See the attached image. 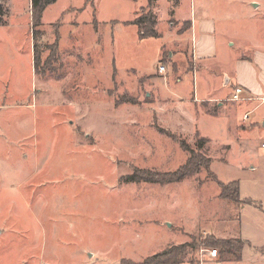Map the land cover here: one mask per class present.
Segmentation results:
<instances>
[{
	"label": "rangeland",
	"instance_id": "obj_1",
	"mask_svg": "<svg viewBox=\"0 0 264 264\" xmlns=\"http://www.w3.org/2000/svg\"><path fill=\"white\" fill-rule=\"evenodd\" d=\"M132 1L100 4L106 18L125 20ZM173 1L158 0L163 37L146 41L127 22L41 26L33 40L26 0L10 2L0 25V264H139L183 242L195 245L188 261L198 264L211 258L213 248L201 245L208 232L229 235L215 214L229 228L238 222V204L225 211L235 204L217 199L219 183L237 181L264 200V126L242 132L226 117L198 114L238 111L219 66L252 55L238 42L259 38L264 0ZM203 12L220 16L221 28L232 16L235 34L230 43L217 36L219 56L207 65L174 35L188 30L176 18ZM214 84L224 99L196 101L199 87L202 95ZM202 137L215 178L203 170L180 183L125 182L136 171H177L189 157L181 141L195 149ZM241 219L258 222L250 213ZM259 254L251 258L264 260Z\"/></svg>",
	"mask_w": 264,
	"mask_h": 264
},
{
	"label": "crops",
	"instance_id": "obj_2",
	"mask_svg": "<svg viewBox=\"0 0 264 264\" xmlns=\"http://www.w3.org/2000/svg\"><path fill=\"white\" fill-rule=\"evenodd\" d=\"M8 2H9L8 4L9 15L7 18L9 19L11 15L10 2H12V0H9ZM26 2H27L26 6L28 7V13L30 14L31 17L32 0H26ZM132 2L133 3L130 4L133 12L130 15V17L125 20H120L117 19L116 17L113 18L111 16L106 18V16H104L103 6L102 4H100V0H57L53 5L47 7L43 12L44 15L42 18L41 26L55 27V25L70 26V25H85V24H100V23H115V22L130 23L138 16L141 9L147 7L149 3L148 0H146L145 3L140 2V0L132 1ZM157 3L158 0L156 3L153 4L152 9L154 15L157 17V22H158V16L156 12ZM137 4L139 5L136 7ZM111 7L109 6V8ZM196 9L195 11L197 12ZM201 12L202 10H199V13ZM219 17L220 16L218 17L209 16L208 13L203 12V17H196L195 15V17H191V18L175 19L179 22L188 24L187 31L179 30V32H177V34L174 35L178 40L181 38L185 39L182 45H185V47L189 46V48H191L192 54H194L193 58L197 60V62L200 64L205 63L207 65L208 63L210 64L214 62L218 58L219 56L218 53L219 39L217 38L218 35L224 37L227 43H230L235 40L234 39L235 34L233 31H231L232 28H230L231 27L230 24H228V22L232 20V16H226V18L225 16L222 17L225 18V21L227 22V24L223 26L224 28L220 27ZM259 23H261L260 28L262 33L259 35V38L256 39L251 38L249 40L252 42L251 46L244 44L245 40H241L238 42L243 49L245 47L250 48L253 52L252 55L248 56V55L238 54L237 56L228 58L229 63L227 64L225 62L223 64L220 63L219 66L220 71L222 73L224 72V75L226 74V72H229V74H227L229 80L227 81V83L225 82L224 86L227 87L233 83L232 84L233 88L231 93L226 96L229 102H231L230 97L233 91L235 90V88L239 86L243 88L244 99L241 102H239L240 107L238 111L227 110V111H223V114H215L214 112L209 113L208 111L207 113H198L200 116H207V117L216 116V117H224V118L226 117V119L231 122L234 128L242 132H246L247 129L256 130V125L258 124L264 126V18L263 19L261 18ZM160 34L162 38L163 37L162 33ZM161 38L156 40H162ZM147 39L148 38H146V40ZM149 39H153V38H149ZM146 40H139V41H146ZM236 43L237 42H233L230 46H235ZM164 48L165 46L162 45L160 50H158V54H157L158 56H160V53ZM30 53H31L30 59H32L31 62H33V60L35 62L33 52ZM204 68L209 69L210 71L212 70L206 66ZM215 86L216 85L214 84V87ZM214 87L213 90L209 88L208 92L207 93L204 92V94L202 95L200 93L201 91L199 87L198 93L200 96L198 99H196V101L208 102L209 100H213L216 97H222L224 99V96L222 95L223 89L220 88L221 86L220 87L218 85L216 86L219 88L216 87L214 88ZM221 105L222 104H219V106ZM245 115H248L247 119H245ZM263 142L264 141H262V144ZM239 189H240V202H230L231 204H235V205H230L228 203L227 207L224 206L225 211H227L229 207L234 208L232 206H237L236 204H238L237 210L235 212V219H237L238 222L234 223L235 224L234 227L232 225V228H229L231 223L228 222V219H225L224 215L222 214L219 215L217 213L214 216V220L216 221V223H218V221L219 223H224L223 228L225 232H228V229H230L228 237L226 238L217 237L216 235L212 234L213 231L208 232V235H210V237L214 236L215 238L222 240L230 239V240L240 241L243 244L241 252L239 254H236L235 252H231V251L229 252L219 251L220 258L218 260H216V257H214V258H209L205 261L204 260L196 261V263L198 264H264V260L261 259L255 260L254 258H251L252 256L254 257V255H260L259 252H261L264 256V207L263 204L261 203L264 200L259 195L257 196L251 193L244 194L243 189H241L240 183H239ZM219 194L220 192L216 195L217 199L221 202H226L219 198ZM217 199H215V201H217ZM243 213L253 214L254 217L258 219V222L256 221L255 225H245L244 223H242V219H241ZM260 220L263 221V223ZM214 230L216 231L217 229H215L214 227ZM183 243H187V242H183ZM183 243H180L178 245H183ZM246 256H248L249 258L247 259ZM194 263L195 260H193V262L187 260L183 264H194Z\"/></svg>",
	"mask_w": 264,
	"mask_h": 264
},
{
	"label": "trees",
	"instance_id": "obj_3",
	"mask_svg": "<svg viewBox=\"0 0 264 264\" xmlns=\"http://www.w3.org/2000/svg\"><path fill=\"white\" fill-rule=\"evenodd\" d=\"M3 4L8 3L9 0H0ZM57 0H32L31 4V26L34 28L33 32V40L37 39V33H39L38 28H40L42 24V18L44 15V11L47 7L53 5ZM137 1V0H133ZM148 6L144 9H141L138 16L129 23V25L133 24L138 27V38L139 40H146V38L159 39L161 38V34L158 32V22L157 17L153 13L152 6L157 0H148ZM180 2V0H174L173 3L176 5ZM0 4V25L5 26L7 24V20L4 21V18L8 17V9ZM34 43V42H33ZM34 59H35V67L36 69L40 65L39 58V46L37 43H34ZM168 134L169 131L165 130ZM170 135V134H169ZM207 140L205 138H201L197 143V148H192L190 145L186 143L185 140L181 141V145L185 152L189 155L188 162L181 166L175 172H169L166 174H161L158 172H149V171H136L135 174L131 176H127L124 178L127 183H137V182H145V183H158L161 185H166L170 183H180L182 180L187 178L196 176V174L201 173L205 170L209 175H212L214 178L215 175L211 174L210 166L211 160L208 157L204 156L202 150L207 145ZM219 198L224 201L229 202H240V189L239 183L237 181L228 183L227 185H223L219 183ZM201 245L206 247H211L219 251L226 252H235L239 254L243 247V244L238 240H222L217 239L214 236H208L205 240L201 242ZM195 245L190 243H183V245H172L167 249L162 251L161 253L153 255V257L146 259L144 262L139 264H183L188 260L190 252L187 251L191 249L193 251ZM193 262V260H192Z\"/></svg>",
	"mask_w": 264,
	"mask_h": 264
},
{
	"label": "built area",
	"instance_id": "obj_4",
	"mask_svg": "<svg viewBox=\"0 0 264 264\" xmlns=\"http://www.w3.org/2000/svg\"><path fill=\"white\" fill-rule=\"evenodd\" d=\"M159 70H160V73H163V72H166V69H165V66L162 65L159 67ZM243 88L242 87H237L235 88V90L233 91L232 95H231V101L232 102H239V101H242L244 98H243ZM248 118V115H245V119ZM262 148L264 149V142L262 144ZM218 256V250L214 249L212 252H210V257L211 258H214V257H217Z\"/></svg>",
	"mask_w": 264,
	"mask_h": 264
},
{
	"label": "water",
	"instance_id": "obj_5",
	"mask_svg": "<svg viewBox=\"0 0 264 264\" xmlns=\"http://www.w3.org/2000/svg\"><path fill=\"white\" fill-rule=\"evenodd\" d=\"M225 80H226V83H227V81L229 80V77L227 76V75H225Z\"/></svg>",
	"mask_w": 264,
	"mask_h": 264
}]
</instances>
